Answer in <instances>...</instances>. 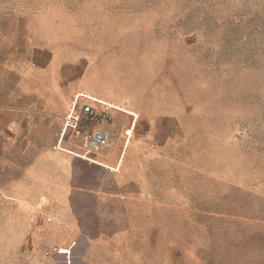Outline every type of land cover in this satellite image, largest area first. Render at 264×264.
<instances>
[{
	"label": "rangeland",
	"instance_id": "1",
	"mask_svg": "<svg viewBox=\"0 0 264 264\" xmlns=\"http://www.w3.org/2000/svg\"><path fill=\"white\" fill-rule=\"evenodd\" d=\"M77 92L139 114L125 205L35 207ZM0 264H264V0H0Z\"/></svg>",
	"mask_w": 264,
	"mask_h": 264
},
{
	"label": "crops",
	"instance_id": "2",
	"mask_svg": "<svg viewBox=\"0 0 264 264\" xmlns=\"http://www.w3.org/2000/svg\"><path fill=\"white\" fill-rule=\"evenodd\" d=\"M87 94L76 93L73 95L71 102L65 112L64 118L75 103V101L80 97V101L83 102L86 99ZM116 112H125L130 117L134 116L138 119L139 114L134 110L128 103H114ZM65 108V106H64ZM66 109V108H65ZM122 115L114 117L113 123L106 124L104 129L112 138L113 144L110 148H106L98 154H89L83 148L71 145L66 139L62 138V131L64 128V118L62 120V125L60 132L57 137V144L54 149L50 150L51 156V168L48 170L49 173L42 172L37 173L32 178V183L36 186L41 187V189H36V198L41 190L46 189L45 195L41 191L39 197V202L35 204V207L41 206L43 198H51L53 202L57 204V208L60 210L71 209L73 210V201L75 196L79 193L84 195H91L99 200L108 199L109 197L115 198L123 205L127 204L131 198L129 186H135L136 191H140L144 181L140 174L139 159L135 160L134 154L139 156L142 154H147L149 150L146 148V143L144 140L136 138L131 144V138L134 130H129L131 137L124 139V128L122 125ZM136 119V121H137ZM147 141V140H146ZM67 144L71 147H65ZM131 145V146H130ZM134 153V154H133ZM78 162L83 165L80 166ZM105 176V177H102ZM110 178V180H108ZM24 185V184H23ZM27 185V182L25 183ZM25 191H30L26 187ZM24 192V191H22ZM32 208V207H31ZM64 212V211H63ZM67 222L60 219L62 218V213L56 212L54 214L57 219L56 225L62 226L63 224L68 226L71 234L75 233L74 227L76 226V221L72 220L75 217L74 212H65Z\"/></svg>",
	"mask_w": 264,
	"mask_h": 264
},
{
	"label": "built area",
	"instance_id": "3",
	"mask_svg": "<svg viewBox=\"0 0 264 264\" xmlns=\"http://www.w3.org/2000/svg\"><path fill=\"white\" fill-rule=\"evenodd\" d=\"M79 99L80 97L64 118L62 138L71 145L96 155L113 144L104 126L113 121L117 109L90 95H86L83 102ZM127 135L130 134L127 132Z\"/></svg>",
	"mask_w": 264,
	"mask_h": 264
},
{
	"label": "bare ground",
	"instance_id": "4",
	"mask_svg": "<svg viewBox=\"0 0 264 264\" xmlns=\"http://www.w3.org/2000/svg\"><path fill=\"white\" fill-rule=\"evenodd\" d=\"M112 106V105H111ZM113 107V106H112Z\"/></svg>",
	"mask_w": 264,
	"mask_h": 264
}]
</instances>
